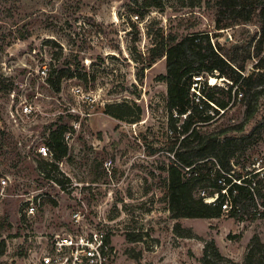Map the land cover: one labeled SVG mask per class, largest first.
<instances>
[{"label":"rangeland","instance_id":"obj_1","mask_svg":"<svg viewBox=\"0 0 264 264\" xmlns=\"http://www.w3.org/2000/svg\"><path fill=\"white\" fill-rule=\"evenodd\" d=\"M216 1L162 0V7L145 9L130 0H0V264H42L52 234L70 229L76 209L85 224L112 236L115 264H201L211 240L225 257L220 264H243L250 239L264 243L262 200L263 214L251 220L229 212L173 217L167 205L166 167L178 143L161 77L162 45L169 35L179 40L203 31L221 53L236 46L233 63L245 74L257 61L260 25L226 22L217 29ZM54 69L72 75L59 91L47 83ZM207 80L230 104L205 130L243 124L242 132L229 133L241 135L258 126L228 173L262 179L264 94L246 120L248 97L241 100L233 88L228 98L224 77ZM203 81L191 93L198 95ZM108 105L121 116L107 113ZM56 126L66 128L68 154L53 170L41 162L50 154L39 149ZM209 185L197 183L194 196L213 202ZM30 204L35 212L28 215Z\"/></svg>","mask_w":264,"mask_h":264},{"label":"trees","instance_id":"obj_2","mask_svg":"<svg viewBox=\"0 0 264 264\" xmlns=\"http://www.w3.org/2000/svg\"><path fill=\"white\" fill-rule=\"evenodd\" d=\"M130 1L145 9L160 8L163 4L162 0ZM216 14L217 29L222 28L226 22L255 21L260 25L262 34L255 49L257 61L254 71L245 74L244 66L237 67L233 63L236 46H231L228 51L224 47L225 53H221L219 45L211 40L208 32H192L179 40L173 35L167 37L158 54L165 58L166 72L161 77L167 85L170 129L175 143H178L176 148L170 149L173 159L166 167L167 205L173 217L217 218L224 212L221 205L228 198L232 203L228 211L230 216L251 220L263 214L257 207L259 200H262L261 205L264 206V180H254L255 173L233 177L228 171L232 170L231 158L244 147L247 139L249 142L258 126L253 127L248 134L241 135L229 133L242 132L243 124L209 131L204 128L213 121L215 114L221 110L224 112L230 104L229 100L216 97L215 93L220 88L216 83H208V77H224L230 82L228 98L233 88L237 94H241V100L248 97L246 120L251 119L258 109V99L264 94V56L261 55L264 43V0H217ZM55 72V69L49 72L47 83L54 91H59L61 81L72 75L62 72L55 75ZM201 79H204L203 88L199 87L198 95L191 93L192 85L197 87ZM115 107H120V104ZM111 108L108 105L106 112L114 117L121 116ZM179 118L181 122L176 125ZM65 132V126L49 129L45 146L51 157L46 162L41 159L43 166L56 170V162L68 154ZM53 181L63 186L61 180ZM205 181L210 182L209 186L215 189L217 195L210 203L193 194L194 186ZM223 188H226L225 193L221 191ZM138 240L135 237L128 238L130 242ZM224 259L211 240L205 243L199 261L201 264H220ZM243 264H264V243L258 236L250 239Z\"/></svg>","mask_w":264,"mask_h":264},{"label":"built area","instance_id":"obj_3","mask_svg":"<svg viewBox=\"0 0 264 264\" xmlns=\"http://www.w3.org/2000/svg\"><path fill=\"white\" fill-rule=\"evenodd\" d=\"M23 109L25 112L29 111L26 105ZM39 152L50 154L45 145L40 147ZM261 176L264 180V173ZM221 191L225 193L226 188ZM231 207L232 203L228 198L221 205L224 212H228ZM26 212L28 215L34 214L35 206L30 204ZM83 219L80 209L72 211V226L66 231L52 234L42 264H115L116 249L112 236L105 228L87 225Z\"/></svg>","mask_w":264,"mask_h":264}]
</instances>
